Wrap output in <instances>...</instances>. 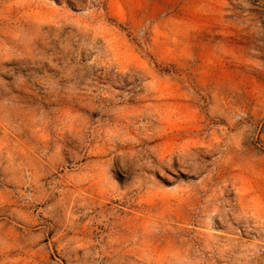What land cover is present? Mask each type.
<instances>
[{
    "label": "rangeland",
    "instance_id": "obj_1",
    "mask_svg": "<svg viewBox=\"0 0 264 264\" xmlns=\"http://www.w3.org/2000/svg\"><path fill=\"white\" fill-rule=\"evenodd\" d=\"M0 264H264V0H0Z\"/></svg>",
    "mask_w": 264,
    "mask_h": 264
}]
</instances>
